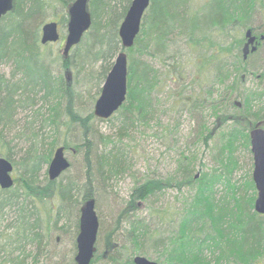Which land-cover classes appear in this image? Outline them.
<instances>
[{
    "label": "trees",
    "instance_id": "1",
    "mask_svg": "<svg viewBox=\"0 0 264 264\" xmlns=\"http://www.w3.org/2000/svg\"><path fill=\"white\" fill-rule=\"evenodd\" d=\"M72 1L57 0L63 9L61 23L66 21L68 16L66 8ZM170 1H149L142 17L140 30L133 44L126 48L129 53L127 93L125 100L116 110L122 115L120 136L126 134L136 122L146 124L148 117L151 118L149 115L154 110L156 98L154 90H157L160 82L157 68L143 62L137 56L136 58L132 52L158 56L160 61L167 63L169 71H172V74H168V79L173 81L172 79L177 78V75H182L183 64L191 62L184 58L178 60L171 52L165 54L168 47L176 44L178 39L181 40L183 37L187 45L194 44L197 48L201 40L211 41V35L219 34L230 40L225 45L212 42V46L218 45L215 51L220 47L223 52L220 59L214 62L216 74L220 76V83L229 75L233 74L232 79L236 77L231 85L222 86L220 94L221 100H231L228 102L232 103L231 111H226L225 106H222L223 101L221 105L212 106L213 116L220 118L226 116L235 121L222 137L221 156L217 159L223 167L217 172L204 171L197 176L193 173L192 156L183 158L177 165V172L182 173L180 179L191 192L188 198L182 201L179 211H168V216L174 217L175 214L177 216L174 229L166 235L157 234L155 229L143 225L140 220L131 219L128 215L124 219L130 223V228L126 229L125 242L116 244L114 241L115 238L118 239L117 235L112 238V233L106 234L104 252L101 255L97 254L96 248L90 264L96 257L104 256L108 250H110L106 258L108 264H133L132 257L122 258L119 250L129 245L145 252L143 245L146 241L151 242L157 251L154 259L159 264H264V214L254 209L256 188L252 174H248L242 182L231 181L228 176L237 165L234 157L236 145L240 143L246 149H250L248 126L263 116V113L251 111L245 103L240 101L239 106L234 102L235 99H231L233 95H237L236 92L233 93V89L244 82L243 73L246 77L250 75L258 77L264 88V68L257 74L249 63L255 50H251L246 55L242 50L243 40L246 38L245 30L253 28L244 23L251 18L254 0H208L196 11L191 8V3L188 2L190 0ZM130 2L131 0H88L91 25L67 56H64L62 51L49 54L46 50V54L42 53L41 48L46 44L40 41L41 26L48 12L54 9L51 1L13 0L12 9L1 17L0 67L9 62L11 70L7 75L0 69V155L7 157L21 169L19 187H14L15 183L8 188L0 187V218L3 217L6 207L14 208L15 215L6 226L4 240L0 244L1 251L13 250L24 254L28 247H32L36 250L35 255L41 254L46 245V238L56 228L58 218L62 217L68 208H72V203H78L77 199L71 200L73 196L81 192L82 201L90 197L94 198L91 186L89 188L88 185L83 189L72 177L66 182L58 181L61 174L53 180L48 178L47 165L57 146L63 145L64 149L83 153L88 183L91 181L93 168L95 173L102 177L107 170H111V168L106 169L104 164L108 163L117 169L125 164L122 153H114L98 147V142L105 144V140L98 138L93 143L91 136L94 137V132L91 121L96 117L93 113L94 106L91 107L89 99H83L82 92L77 88L79 81L73 82L72 76L78 79L85 62L100 60L98 74L95 69L89 68L84 73L83 79L84 82H93V84L94 79L103 82L113 63V57L121 49L118 27ZM203 15L205 20H199L193 25L187 23L194 17L202 19ZM240 26L245 27V30L243 36L238 38L234 36L233 30ZM241 41L242 47L239 48ZM45 55H54L53 58L58 60L63 71L54 73L50 63L45 61ZM216 55L205 54L200 58L208 62L213 61ZM200 58L198 57L196 65ZM197 66L201 67L202 63ZM67 71L69 76L71 74V78ZM247 90L244 99L251 96L254 100L259 96L256 89ZM187 96L188 94H178L175 98V94H172L174 107L181 106V110L190 113L209 108L208 103L199 104L195 99L188 103ZM38 101L44 102L43 106L46 107L42 121L51 126L49 132L42 135L41 125H38V128L34 126L35 119L39 118L41 122V105L37 106ZM86 103V106L81 105ZM81 106L86 112L78 110ZM18 108L29 109L30 114L25 118L33 119L24 118L26 130L21 134L24 135L22 138L26 140L27 145L22 151L21 158L17 160L13 156V147L4 134V127L10 125L13 114ZM72 124L82 128L81 131L70 136L77 139V142H71L66 137L65 132L72 133L70 130ZM202 126L200 133L203 132V139L209 135L204 123ZM62 133H64L63 137H61ZM178 182L174 177H169L167 180H154V177H148L136 183L131 195L145 199L155 190L166 185H176ZM218 184L225 187L224 192L217 188ZM129 203H132V200ZM74 208L76 211L77 206L74 205ZM175 219L176 217L173 218ZM9 228L10 232H8ZM18 257L17 254L15 258ZM38 259L39 256H33L31 262H25V257L22 256L14 264H36ZM5 261H12V258H7ZM71 264H75V261Z\"/></svg>",
    "mask_w": 264,
    "mask_h": 264
},
{
    "label": "rangeland",
    "instance_id": "2",
    "mask_svg": "<svg viewBox=\"0 0 264 264\" xmlns=\"http://www.w3.org/2000/svg\"><path fill=\"white\" fill-rule=\"evenodd\" d=\"M52 2L54 9L50 10L45 18L47 20H56L59 26V31L61 38L56 41H51L45 43L46 45L42 46V53L46 54L48 50L49 54H55L56 51H61L64 36L66 34V24H67V8L65 15L67 16L66 21L61 23L62 17V7L57 0H49ZM164 1V0H163ZM171 2L170 0H167ZM208 0H190L191 8L196 11L202 8V6L207 3ZM145 13V12H144ZM199 20H205L203 15L202 19L194 17L188 20V24L198 23ZM44 21V22H45ZM205 22V21H203ZM0 23L1 18H0ZM187 24V25H188ZM249 26L258 28H264V0H254V9L251 15V18L248 22L244 23ZM241 25V24H237ZM243 26V25H242ZM236 27L233 30L234 36L242 37L244 34L245 27ZM210 40H201L200 46L196 48L193 45H187L184 38H180L176 44L168 47V51L165 54H175L178 60L183 59L191 62L190 65V76H193L196 81V85H191V91L181 92L182 86L180 83H174L169 81L168 74H172V71H169L167 63L159 60L158 56L144 54L140 55L136 51L132 52L133 56L139 57L143 62L149 63L151 66L157 68L159 71L160 82L158 84L157 90L155 92V107L152 113H150L146 124L136 122V124L130 128L126 134L120 136L121 129V119L122 115L120 112H115L111 117L108 118H98L97 116L92 119V128L94 132V137L91 136L93 143L95 140L100 138L105 140V144L99 141V148H104L106 151L111 150L114 153H122V158L125 159V164L123 166L111 167L108 163L104 164L107 170L106 174H103L102 177L100 174L95 173V168L92 170V178L90 183L86 182V172H85V161L83 158V153L73 149H65V155L68 158L70 165L69 167L61 173L58 178V181L66 182L70 177L77 181V183L84 189V187L89 188L91 186V191L95 198V210L98 216L99 226L95 245L97 248V254L104 252V241L106 234L112 233V238H115L116 244L123 243L126 240V229L130 228V223L125 219L126 216L130 215V218L133 220H140L144 225H147L155 229L158 233L166 235L168 234L177 223L173 220L174 217L168 216V211L177 212L181 208L182 201L188 198L190 194V189L187 185H183L180 176L181 172H177V165L181 163L182 159L188 158L189 155L193 158V173H196L197 176L202 172H217L219 168L223 166L218 161V157L221 156V142L224 133H226L231 124L235 123L228 119L226 116H222L218 121V116H213L209 114V108L203 111H194L188 112L187 110H181V106H175L172 102V94H176L179 91V94H194L195 91L200 89L201 84L204 81V75L201 73L197 74L196 70L193 68L196 66L197 59L200 56L205 54H219L217 59H220L223 52L220 50L215 51V48L218 47L217 44L212 46V42H216L219 45L228 44L229 38L221 36L219 34H213L210 36ZM243 40V39H242ZM245 40V39H244ZM243 40V41H244ZM248 43V40H245ZM242 47V41L240 42ZM245 43V42H244ZM246 45V44H245ZM247 47V46H246ZM244 49V48H243ZM127 55L128 51L125 49ZM174 51V52H172ZM226 54H228L226 52ZM53 56L45 55V61L49 62L54 73L63 71L61 69L58 60H55ZM136 57V58H137ZM88 58V57H87ZM90 59V58H88ZM201 59V58H200ZM226 59V57H225ZM82 59H80L81 61ZM114 60V57L113 59ZM249 63L257 74L261 73L262 68H264V42L261 47L252 54L249 59ZM83 61V60H82ZM129 62V59H127ZM195 65V66H194ZM100 67V60L97 61H88L85 62L82 71L76 76H72L73 82L79 81L77 88L82 92L83 99H89V103L93 108L94 102L98 97L102 85V81L94 79V84L84 82L83 76L86 71L98 70ZM1 71L7 75L10 73L11 65L9 62H6L1 65ZM243 80L239 87L233 89V95L231 99L239 100L251 111L256 113L264 112V88L260 84L261 80L258 77L252 75L247 76L243 73ZM233 75V74H232ZM232 75L225 78L222 83H219L220 94L222 93V86L231 85L235 82L236 77L232 79ZM198 76L199 79H196ZM71 78V74L69 76ZM181 75H177V78H180ZM186 78V76H185ZM198 80V82H197ZM180 81V80H179ZM192 82V81H191ZM207 82V81H205ZM190 84V83H189ZM194 84V82H193ZM221 84V85H220ZM235 84V83H234ZM256 89L257 94L256 98L253 100L251 96H247L244 99V93L246 94L247 89ZM250 91V90H249ZM202 97L203 92H197V96ZM94 96V97H93ZM210 96H213L211 94ZM93 97V98H92ZM174 98V99H175ZM222 106H225L226 111H231L232 103H228L231 100H222ZM44 103V102H43ZM42 101H38L37 106L41 105V117L39 121L35 119L34 126L38 128V125H41V135L49 132L51 126L47 122L42 121V117L45 115L46 107L43 106ZM76 108L78 106V101H75ZM45 104V103H44ZM86 106V104H81ZM84 107L81 106L78 108L81 112H86ZM173 108L175 110H173ZM233 111V110H232ZM30 114L29 109H16L13 114L10 125L4 127V134L7 140L10 142V145L13 147V156L15 159L21 158L23 149H26L27 142L23 140V134L26 129H24V122L31 119L32 117L25 118ZM219 115V113H217ZM26 120H25V119ZM33 119V118H32ZM227 119V120H226ZM25 120V121H24ZM202 123H204L206 130L213 126V132H216L212 136H208L202 139V133L200 131L203 129ZM26 128V126H25ZM64 130V127H62ZM40 129V128H39ZM81 127L72 124L70 125V130L72 133H66V137L71 140V142H77V139H74L72 134L77 131H81ZM96 130L97 132H95ZM99 137H98V134ZM64 136L62 133L61 137ZM74 146V144H71ZM216 148L218 151H216ZM234 157L236 159V166L229 173V178L234 182H242L244 178L251 174L253 168L252 153L250 149H246L240 143L236 145L234 151ZM214 170V171H213ZM21 174V169L19 165L13 164L12 176L14 177L15 184L14 187H19V176ZM42 174V173H41ZM100 175V177H99ZM48 176V175H47ZM154 177V180H167L169 177H174L178 179V184L176 185H166L164 188L155 190L145 199H141L138 196H132L136 183L142 182L145 178ZM41 182H43V176H40ZM220 185V186H219ZM217 188L224 192V186L218 184ZM82 193H77L76 196H73V200L77 199V204L72 203V208H68L66 212L63 213L62 217L58 218L56 223V228L50 233L48 238H46V245L41 251V254L35 255V248L28 247L24 254H21L19 251H1L0 250V264H14L17 259L24 256L25 262H31L33 256H39L38 262L36 264H71L74 261V255L76 253V235L79 230V215H80V205L82 200L80 196ZM221 194V192L219 193ZM132 200V203L129 201ZM58 201V200H57ZM74 205L77 206L75 211ZM126 209V210H125ZM178 209V210H177ZM128 210V211H127ZM3 217L0 218V244L4 240V234L6 233V226L14 218V208L6 207L3 211ZM53 218H56L53 216ZM10 228L8 232H10ZM128 230V229H127ZM143 245V249H146L145 252L141 250L130 247L120 249V255L122 258L133 257L136 254H143L150 258H155L157 256V251L151 245V242L146 241ZM151 247V249H150ZM153 247V248H152ZM12 249V248H7ZM110 250L105 252L104 256L96 257L92 264H108L107 256L109 255ZM19 255L18 258H15L16 255ZM7 258H12V261H5ZM72 259V261H69Z\"/></svg>",
    "mask_w": 264,
    "mask_h": 264
},
{
    "label": "water",
    "instance_id": "3",
    "mask_svg": "<svg viewBox=\"0 0 264 264\" xmlns=\"http://www.w3.org/2000/svg\"><path fill=\"white\" fill-rule=\"evenodd\" d=\"M150 0H131L120 24L118 34L121 40V49L114 57L94 102L93 113L100 118H108L123 103L127 93L128 62L125 48L130 47L140 30L142 17ZM13 7V0H0V18ZM68 20L66 34L62 46V53L67 56L73 46L81 40L84 32L91 25V13L88 0H73L67 8ZM248 43L253 39L251 28L245 31ZM60 38V31L56 20H47L41 26L40 41L47 43ZM245 42V47L248 44ZM244 47V48H245ZM252 47L251 50L254 49ZM244 54H246L244 52ZM68 76L69 72L67 71ZM264 117L257 121L249 130L250 149L253 158L252 179L256 188L254 209L264 214ZM70 165L65 155L63 145L57 146L47 165V175L50 180L56 179ZM13 163L7 157L0 155V187L8 188L13 185ZM98 216L95 210V199H85L80 205L79 230L76 235L75 264H90L96 251V237L98 232ZM133 264H159L154 259L143 254L132 257Z\"/></svg>",
    "mask_w": 264,
    "mask_h": 264
},
{
    "label": "flooded vegetation",
    "instance_id": "4",
    "mask_svg": "<svg viewBox=\"0 0 264 264\" xmlns=\"http://www.w3.org/2000/svg\"><path fill=\"white\" fill-rule=\"evenodd\" d=\"M251 35L253 36V39L250 43L247 44V47H245V43H243V46L245 48L242 47V48H244L242 50L246 54L248 52H251V49L253 46H255L253 49V50H255V52L261 47L262 43L264 42V28H261V27L251 28ZM245 40H246V38H245ZM243 42H245V41H243ZM246 54H244V55H246ZM218 57H219V54H217L214 57L215 59L213 61L210 60L208 62H204L203 60L199 59L200 61L197 65L202 63V66L199 67L196 65V67H194L193 70L195 69L197 74H199V73H201L202 75L205 74V76H204L205 79H204L203 83L201 84L200 89L198 90V87H197V90L195 91V93L193 95L188 94L187 99H186L188 103L190 100L192 101L194 99L197 100V103H199V104L205 105V103H208L209 112H210L209 114L213 113L212 112V106L221 105V102H222L221 96H220V89H219L220 76H218L216 74L217 70L214 66V62ZM190 65H191V63H184L183 66L181 67L182 68L181 77L172 79L173 80L172 82L180 83L182 86V89H181L182 92H186V93H187V91H191L193 93V90L191 89V85L197 84L195 81V78L193 76H190ZM185 76H186V78H185ZM196 79H199L198 76ZM205 81H207V82H205ZM193 82H194V84H193ZM197 82H198V80H197ZM196 86H198V85H196ZM200 91L203 92L202 97L200 95L197 96V92L199 93ZM178 92L179 91H177L176 95L179 94ZM211 94H213V96H210ZM175 102L178 103L177 100H175ZM234 102L236 104H238L239 106L241 105V102L239 100H234ZM263 117L264 116H262L259 120H261ZM219 119H220V117L217 118V121ZM259 120H257V121H259ZM255 123L251 122L249 124L248 133H249V130L255 125ZM262 126L264 127V123H262ZM213 127H215V126H213ZM213 127L212 128L209 127L207 129V134L210 136H212L213 134H215L217 132V131L213 132V130H212Z\"/></svg>",
    "mask_w": 264,
    "mask_h": 264
}]
</instances>
